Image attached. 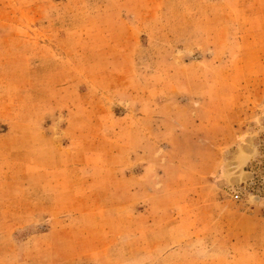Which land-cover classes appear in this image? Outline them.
Returning <instances> with one entry per match:
<instances>
[{
	"label": "rangeland",
	"instance_id": "374dc122",
	"mask_svg": "<svg viewBox=\"0 0 264 264\" xmlns=\"http://www.w3.org/2000/svg\"><path fill=\"white\" fill-rule=\"evenodd\" d=\"M0 264H264V0H0Z\"/></svg>",
	"mask_w": 264,
	"mask_h": 264
}]
</instances>
